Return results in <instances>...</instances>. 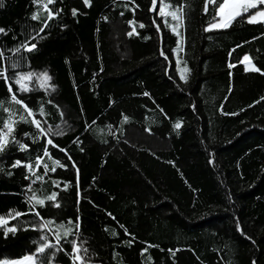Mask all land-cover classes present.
I'll return each instance as SVG.
<instances>
[{"label":"trees","instance_id":"trees-1","mask_svg":"<svg viewBox=\"0 0 264 264\" xmlns=\"http://www.w3.org/2000/svg\"><path fill=\"white\" fill-rule=\"evenodd\" d=\"M181 5L174 32L178 21L158 12ZM204 5L157 0L152 11V0H57L49 7L59 15L38 36L47 13L32 20L42 11L33 0H4L0 67L12 91L44 129L67 125L48 135L13 125L19 144L0 153V217L9 220L0 227V260L36 254L42 236L55 244L60 225L75 232L68 222L78 218L79 232L60 241L65 251L47 249L44 264H74L72 240L88 249V263L264 264V22L237 18L206 31L214 12ZM24 43L36 48L15 53ZM245 55L261 72L245 67ZM33 70H46L55 89L18 91L15 76ZM0 102V127L9 116L3 108L14 119L23 114L3 78ZM17 160L36 175L12 167ZM44 164L56 171L44 175ZM36 176L43 179L32 183ZM35 211L54 222L51 231L39 228ZM16 212L27 214L11 219Z\"/></svg>","mask_w":264,"mask_h":264},{"label":"snow or ice","instance_id":"snow-or-ice-1","mask_svg":"<svg viewBox=\"0 0 264 264\" xmlns=\"http://www.w3.org/2000/svg\"><path fill=\"white\" fill-rule=\"evenodd\" d=\"M83 2L85 5L91 6V0H83ZM132 2H134V0H132ZM33 3L37 6L38 9H40L42 11H38L37 13L33 14V16L31 17L32 20H39V19H41L42 13H47L46 20L43 23V27H41L39 29V32L37 33V35L39 36V33H43L45 31V29L48 27V24L46 21L52 20L55 16L59 15V11H54L53 9H51L49 7V5H54L55 3H57V0H33ZM156 5H157V0H152V8H151L152 11L157 10ZM209 5L213 6L212 10L214 12V16H213L214 22L211 23L209 25V27L205 29L206 31H211L214 29H217V30L227 29V28L232 26L234 21H237V18L246 19L247 23H249V24H256V23L264 22V8L261 7V6H264V0H205V5H204L205 14H207L209 11ZM3 6H4V0H0V7H3ZM168 7H170V5H168V4L164 5V8H168ZM252 9H256V11L253 12L251 15H248L250 10H252ZM133 10H135V9H133ZM72 15L73 16L77 15V11L75 9H73ZM121 15H123V13H121ZM158 15L161 17H163L165 15H170L173 20L178 21L176 27H174L172 29L174 32H176L177 28H179L183 23L184 8L181 5V6L177 7L174 11L169 12V13H165L164 9L162 8L158 12ZM258 17L260 18L259 20H258ZM243 19L239 22H243ZM139 26L141 28L144 27L143 24H140ZM157 28L159 29V26H157ZM134 31H135V29H133V32ZM0 34L6 35L7 30L4 28H0ZM128 34L132 35L133 33L130 32ZM177 35H179L178 32H177ZM33 39H36V37H33ZM35 48H36L35 43H31V44L30 43H24L20 47H17L14 50V52L19 53L21 51V49L28 51V52H31ZM177 50L183 51L182 38L180 41H178ZM162 55H163V53H162ZM3 56H4V53L2 51H0V58H3ZM165 58L167 59V57H165ZM244 61L249 62V65L251 66L252 71L261 72V70L259 68L251 65V61L247 55L244 57ZM229 66L234 67V65H229ZM11 67L17 68V67H19V65L16 63H13L11 65ZM189 71L190 70L186 66L183 69H181L180 78L182 80L186 81L187 80L186 73H188ZM261 74H264V73H261ZM0 78H3L5 80L7 86H8V91H9L10 96H11V101L17 105H20L21 108L23 109V114H20L17 119H14V117L16 116V113H12L11 110L8 108H3V110L5 112L9 113V116H8V119L6 121H4L3 126L0 127V153H2L10 142H15V143L19 144V141L16 139V137L14 135H12V133L15 131V128L13 125L16 123H19V122L31 123L44 135H48L50 130H45L42 127L41 122L35 118V114L32 111V109H30L28 107V105L25 104L22 99H19L17 97V94L12 91V84L8 83V81L11 78L7 75V69L6 68L0 67ZM34 79L39 83L41 88L53 87L49 84V82L51 81V77L46 72L40 73V74H36L33 72L18 73L16 75V79L14 82H15V84L20 86L18 91L28 92V91L32 90L28 87V83L32 82ZM53 90H54V87H53ZM145 95H148V93H145ZM49 103H51V101H49ZM2 106H3V104H2V102H0V107H2ZM40 115H44L43 108L40 109ZM29 117H31V120L28 119ZM127 119L128 118L125 116L124 117L125 122H127ZM181 126H182L181 123L177 122L174 125V128L178 130L181 128ZM25 135L27 136L29 134L25 133ZM9 137H11V140L9 139ZM47 143L49 145H53V141L51 139L47 140ZM53 146L57 147L56 145H53ZM27 147L28 146L25 144H20V150H22V151L26 150ZM44 154L46 156L49 155L47 148L44 149ZM41 160H42L41 157H37V168L40 167ZM55 163L59 164L60 162L55 161ZM21 166L27 167L29 169V171L32 172V175H34V176L36 175L35 172L32 170L31 165H23L22 162L19 160L15 161V163L12 165V167H21ZM61 166H63V165H61ZM43 167H44V175H47L48 171H52V172L56 171L55 167L49 169L46 164H44ZM73 167H75V165H73ZM42 179H43V176H36V179L33 180L32 183H36V181L42 180ZM57 187H59V185H57ZM57 195H58L57 193H53V194L49 195L46 199L48 201L55 202L57 199ZM30 200L34 201L35 204H38L41 206L45 205V200L37 198L35 196V194L32 197H30ZM54 206L59 208L60 204L54 203ZM26 214L27 213L16 212L10 218L11 219H17L21 215H26ZM34 214L36 216L40 217L41 221H43L39 225V228L41 230L48 229L51 231V225L54 222L51 220L45 221L44 218L41 216L39 211H35ZM68 223L74 224L75 232L73 231V228H65L64 225H60V228H63L64 231L62 234H61L59 229H57L54 232V238L56 240L55 244L49 242L47 236H42L40 239L44 242L41 243L39 245V247L36 249V254L26 256L24 258V260L31 262V264H37L38 258H41L40 264H44V259L42 257H43V254H45L47 249H56V251H65V249L62 246H60L61 239L66 240V238L69 235H75V233L79 232V228H80L78 218H77V221H75V222L69 221ZM8 224H9L8 219H5L4 217H0V227L6 226ZM16 231H17V229L14 226L13 227H6L4 230V235L7 236L8 233L14 234ZM67 242L72 244V251H71V253H69V255L72 257L74 264H75V262H79V264H87L88 249L83 246V242H81L80 244H77L75 240L67 241ZM172 255L173 256L175 255V251H172ZM0 264H3V262H0ZM12 264H17V262H12ZM254 264H255V262H254Z\"/></svg>","mask_w":264,"mask_h":264},{"label":"rangeland","instance_id":"rangeland-1","mask_svg":"<svg viewBox=\"0 0 264 264\" xmlns=\"http://www.w3.org/2000/svg\"><path fill=\"white\" fill-rule=\"evenodd\" d=\"M262 8H264V6H261ZM256 11V9H252V10H250V12H249V14L248 15H251L253 12H255ZM260 18L258 17V20H259ZM246 56V55H245ZM245 56H243V62L245 63V67L247 68V69H251V66L249 65V62L248 61H244V57ZM251 65H253L252 63H251ZM254 66V65H253ZM42 70V69H41ZM46 71V70H45ZM45 71H39V70H33L32 72L33 73H36V74H40V73H45ZM28 72H31V71H27V72H19V73H28ZM48 73V72H47ZM15 79H16V76H15ZM49 84H50V82H49ZM51 85V84H50ZM52 86V85H51ZM18 87H20L19 85H18ZM28 87L30 88V89H35V90H37V89H39V90H44V91H46V92H48V93H50L51 91H49V90H51L53 87H46V88H42V89H40L41 87H40V85H39V83L34 79L32 82H30V83H28ZM36 87V88H35ZM32 89V90H33ZM54 89H55V84H54ZM67 124H62V125H59V126H56V127H48V129L50 130V131H52V132H54V134H58L59 132H61V130H63V127L64 126H66ZM45 130H47L46 128H45ZM29 256V255H28ZM24 258L25 257H23V258H20V259H17V260H6V259H2V260H0V262H3V264H12V262H17V264H31V262H28V261H25L24 260ZM37 264H40L39 262H37ZM48 264H52V262H49ZM77 264H79V262H77ZM87 264H98V263H88L87 262Z\"/></svg>","mask_w":264,"mask_h":264}]
</instances>
